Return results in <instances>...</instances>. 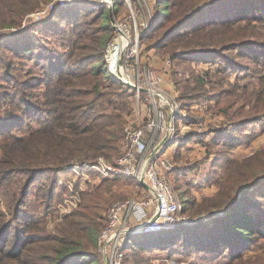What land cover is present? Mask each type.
<instances>
[{"label": "trees", "instance_id": "trees-1", "mask_svg": "<svg viewBox=\"0 0 264 264\" xmlns=\"http://www.w3.org/2000/svg\"><path fill=\"white\" fill-rule=\"evenodd\" d=\"M50 1L0 0V29L15 30L4 33L0 40L12 52L31 55L34 50L41 51L43 45L36 37L39 31L48 29L61 35V51L56 52L58 57L51 60L44 78L34 85L25 84L24 89L20 87L21 81H14L15 90L21 96L4 95L10 104L21 102L30 107L39 122L36 126L30 125L24 135L12 137L6 142L9 146L3 148L0 174L7 176L12 189L4 194L6 211H0V260L4 264H104L98 239L103 228L102 211L106 198L100 185L82 191L81 210L62 217L52 230H48L46 220L24 212L25 197L31 186L45 190L43 202L53 199L55 183L39 181L42 176L70 166H97L100 160L115 163L121 154L123 129L135 98V89L121 82L107 68L105 53L115 32L106 4L78 2V7L69 15L60 8L49 23L38 22L33 27L18 30L26 15ZM153 2L154 22L141 35V42L143 44L147 37L153 38L148 49L169 59L173 66L175 61L188 63L185 73L173 70L174 67L170 69L175 88L181 89V99L190 102L206 96L200 91L207 84V76L201 71L219 65L227 71L237 72L242 68L249 71L251 68L244 67L240 58L264 61V7L257 1ZM79 6H90V10L80 11ZM114 13L117 18L124 14L122 0L115 2ZM61 17L67 18L63 20L69 26L58 33L57 20ZM167 23L171 25L167 26ZM145 53L148 51L143 48L144 56ZM193 63H209L211 67L199 71ZM258 78L257 89L253 82L251 86L256 89L254 95L264 103V82ZM35 85L45 87L39 100L41 107L27 101L33 94L26 88ZM230 85L232 89H222L208 97L231 96L233 99L227 109L239 104L231 118L228 116L230 126H238L230 129L224 125L211 130V134L216 132L211 135L214 143L224 141L229 146L240 138L239 129L243 124L233 117L243 107L250 106L247 87H241L242 93L238 95L235 89L239 92L240 87ZM221 98L217 101L221 102ZM240 101L242 103H238ZM224 111L229 115L226 109ZM7 118H10L7 113L0 115V121ZM241 120L245 121V118ZM255 159L254 154L243 161L231 156L218 161L216 167L224 169L225 182L218 178V189L210 196L198 199L192 197L190 191L181 192L182 214L197 218L209 212L223 211V215L195 225L177 224L149 234H134L127 245L123 264L130 251L135 256L133 264H151L147 258H138V252L148 250L179 251L196 257L197 260L190 264H260L264 256L260 254L263 251L260 241L264 238V203L258 184L264 180V174L254 172ZM178 171L182 172V169ZM11 215L18 221L23 220L13 234L10 233L13 225L6 224V216Z\"/></svg>", "mask_w": 264, "mask_h": 264}, {"label": "rangeland", "instance_id": "rangeland-1", "mask_svg": "<svg viewBox=\"0 0 264 264\" xmlns=\"http://www.w3.org/2000/svg\"><path fill=\"white\" fill-rule=\"evenodd\" d=\"M54 1L55 0H51L49 3L41 4L40 8L35 10V12L26 15L18 30L33 27L38 22L48 21L47 23H49V20L54 17L58 10L60 11V8H62L65 15H69L70 11L78 7L75 3L70 6L59 7L51 13H44V10L50 9L49 5ZM150 1L153 3V7H155L154 0ZM247 1L252 3L253 0ZM254 1H257L261 7H264V0ZM85 6H79L80 11L90 10V6L87 8H85ZM243 13H245V11ZM235 16L240 17L241 14H236ZM63 19L67 18L61 17L57 20L56 32L58 33L69 26V23ZM60 24H63L64 27L59 28L58 25ZM166 25L170 26L171 23H167ZM14 31V29H0V37H2L4 33H12ZM36 37L39 43L43 45V49L41 51L34 50L31 55L16 54L5 47L0 40V115L3 116L7 113L10 117L0 121V133L5 130L0 136V161L3 156V148L9 146L6 142L12 137L24 135L28 131L30 125L36 126L39 122L38 117L32 114L33 111L30 107L24 104L21 105V102H16L15 105L10 104L9 100L4 98V95L10 94L16 98L21 96V94H17L15 90L16 83L14 81H21L23 83L20 85L22 89L26 87L24 86L25 84L34 85L35 83H39L49 72L48 69L51 60L58 57L56 52L61 51V35L53 34L48 29H45L44 31L36 33ZM152 41L153 38L150 39L147 37L144 39L143 48L146 49V51L150 50L148 48ZM156 52L160 53L159 50H156ZM145 56L148 57V53H145ZM239 61L244 67H250L251 69L247 71L248 69L242 68L234 72L231 70L227 71V69L221 65L211 67L209 63H200L198 65L193 63L199 71L211 67V69L207 71H201L202 74L207 76L206 87L200 90L202 95H206L205 97L187 102V100L181 99V89L177 90L173 81L172 88H167L169 89V93L174 95L181 107L178 112L176 126L178 137L175 139L172 151L176 164V170L173 173V184L180 200L181 192L183 191H190V195L198 199L215 193L218 189L216 186V182L219 180L218 178H221L220 180L225 182V179L222 177L224 169L217 168L216 163L222 159H226L227 156L243 161L247 157H251L255 154L256 159L254 160L253 170L254 172L264 174V103L258 100L256 95H254V91H256L258 87L257 85H259L258 77H261L264 82V61L255 62L249 57H242ZM174 64V66L173 64L171 66L174 67L173 70L179 69L182 73H185V66H187L188 63H179L175 61ZM242 70L245 71L242 72ZM240 74L242 76H239ZM185 75H188V72H186ZM251 82L256 85V89L253 90ZM230 83L235 85L234 88H236L237 85L240 87L239 92L235 89L238 95L242 93L241 87L243 89L247 87L246 96L247 100H250V106L243 107L240 113L233 117L235 120L240 119L241 122L237 123L243 124L239 129L240 138H238L236 142L230 141L232 144L229 146L225 145L224 141H220L218 144L214 143L211 140V135H214L216 132L214 131V134H211V130L222 128L224 125H227L230 129L238 126L239 124L230 126L228 116L231 118L232 113L236 111L239 104L235 105L233 108L227 109L228 103L233 99L231 96L228 97L224 94L222 98L217 96L208 99V97L210 94L219 93L222 89H232L233 87ZM44 88V85H35L34 87L26 88V90L33 94V96H29L27 100L30 102L33 101L32 103L29 102L30 105L35 107L39 105L40 96ZM35 96L37 98H35ZM220 98L221 102H218L217 100ZM244 99L246 98L244 97ZM186 103H189V105L186 106ZM238 103H242V101ZM39 107H41V105H39ZM225 109L229 115L225 114V111L223 112ZM242 118H245V121L241 120ZM126 119L125 125L130 120H135L134 117H131V113H129ZM105 163L111 164L106 161ZM181 169L182 172L178 171ZM6 177L5 174H0L1 212L6 211L7 197L4 194L12 189V184ZM41 179L39 181H54L55 192L53 199L43 202L42 195L45 190L31 186L30 192H28L25 197L26 203L24 212H26L28 216L40 217L46 220L48 230H52L55 224L62 220V217L69 215L73 211L81 210L79 205L82 199V191L90 190L94 186L100 185L101 191L104 192L106 198L102 211L104 216L102 230L106 226L108 210L113 203L128 198H138L141 196L142 191L140 187H138L137 182L135 183L130 179H119L104 174L96 165L65 168L58 173L46 174L42 176ZM258 188L259 193L262 195V202L264 203V180L258 184ZM211 213L213 212L206 213L197 218H191L185 214H182V217L186 219H200ZM13 217V215L6 216V224L13 225V229L10 232L11 234L14 233L16 226L22 225L23 223V220L18 221ZM260 242V247L263 250L260 254L264 255V238ZM138 254V258H147L151 264H190L197 260L196 257L187 256L179 251H176V253H168L164 250H148L138 252ZM134 257L133 251H130L128 253V259H126V264H133ZM4 263V261L0 260V264ZM260 264H264V256Z\"/></svg>", "mask_w": 264, "mask_h": 264}, {"label": "built area", "instance_id": "built-area-1", "mask_svg": "<svg viewBox=\"0 0 264 264\" xmlns=\"http://www.w3.org/2000/svg\"><path fill=\"white\" fill-rule=\"evenodd\" d=\"M116 1L55 0L44 13L78 2L104 3L114 12ZM122 1L124 14L117 18L114 13L115 37L107 47L105 60L110 73L126 85H134L135 98L130 113L135 120L124 126L121 154L115 163L100 160L96 167L104 174L137 182L142 191L138 198L117 201L110 206L106 226L98 239L102 257L107 256L105 264H123L132 235L188 224L186 221L191 219L182 217L181 200L173 184L176 164L172 151L178 137L176 126L181 107L166 86L165 76L172 63L167 59L159 69L144 59L141 35L154 22L153 3L150 0ZM120 56L122 78L117 71ZM162 99L168 103V108ZM140 227L141 230L130 233Z\"/></svg>", "mask_w": 264, "mask_h": 264}, {"label": "water", "instance_id": "water-1", "mask_svg": "<svg viewBox=\"0 0 264 264\" xmlns=\"http://www.w3.org/2000/svg\"><path fill=\"white\" fill-rule=\"evenodd\" d=\"M108 12H109V17H110V21H111L112 27H113V29H115L116 26H115V18H114L113 9L109 8ZM117 71H118L119 77L122 78V57L121 56L118 59ZM129 86L132 87V88L134 87V85H132V84H129ZM73 167L74 166H70V167H67V168H73ZM223 214H224L223 211H215V212L209 214L208 216L202 217L200 219H188L186 221V223L195 225V224H198V223H201V222H205V221L211 220V219H213V218H215L217 216L223 215ZM141 229H142V227L136 228L134 230H131L130 233L135 232V231H139ZM106 261H107V256H106V254H103V263L105 264Z\"/></svg>", "mask_w": 264, "mask_h": 264}, {"label": "crops", "instance_id": "crops-1", "mask_svg": "<svg viewBox=\"0 0 264 264\" xmlns=\"http://www.w3.org/2000/svg\"><path fill=\"white\" fill-rule=\"evenodd\" d=\"M154 51H155L154 49L148 51V57L144 56V59L149 65L161 69L162 67H164L166 60L161 58ZM165 78H166V86L168 88H172L173 85H172L170 71L168 72V74H166Z\"/></svg>", "mask_w": 264, "mask_h": 264}, {"label": "bare ground", "instance_id": "bare-ground-1", "mask_svg": "<svg viewBox=\"0 0 264 264\" xmlns=\"http://www.w3.org/2000/svg\"><path fill=\"white\" fill-rule=\"evenodd\" d=\"M162 103L165 104V106L168 108V103H166L164 99H162Z\"/></svg>", "mask_w": 264, "mask_h": 264}]
</instances>
